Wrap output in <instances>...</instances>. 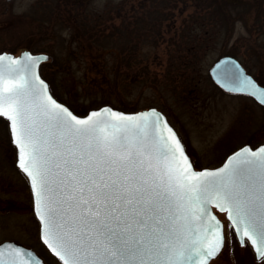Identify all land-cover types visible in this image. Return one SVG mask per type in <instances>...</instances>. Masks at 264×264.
<instances>
[{"label":"snow or ice","instance_id":"obj_1","mask_svg":"<svg viewBox=\"0 0 264 264\" xmlns=\"http://www.w3.org/2000/svg\"><path fill=\"white\" fill-rule=\"evenodd\" d=\"M40 59L0 54V117L31 180L44 243L63 264H209L225 243L213 204L264 260V147L194 171L155 110L80 119L48 94ZM241 84L257 94L250 78ZM0 264L39 262L10 249Z\"/></svg>","mask_w":264,"mask_h":264},{"label":"trees","instance_id":"obj_2","mask_svg":"<svg viewBox=\"0 0 264 264\" xmlns=\"http://www.w3.org/2000/svg\"><path fill=\"white\" fill-rule=\"evenodd\" d=\"M176 1L121 0L94 8L93 0H34L27 10L15 14L9 1L0 0V51L28 49L50 54L51 67L61 71L60 75L46 71L41 74L59 100L64 99L65 93L79 91L91 107L108 104L134 111L140 105L154 103L133 98L152 88L181 107L197 85L205 56L226 35L221 33L229 32L224 27L229 29L231 14L225 6L238 1L179 0L190 6V11L177 27L163 29ZM253 1L252 8L243 9L244 16L254 10L264 18V0ZM127 5L130 8L125 13ZM65 27L70 28L67 36L62 32ZM170 29L172 33L164 42V33ZM75 61L83 68L76 77L71 70ZM70 77H74L75 85L69 89L66 83L64 88L62 80L70 81ZM68 98L71 109L80 112ZM7 134L3 139L11 146V165L16 167L15 148Z\"/></svg>","mask_w":264,"mask_h":264},{"label":"rangeland","instance_id":"obj_3","mask_svg":"<svg viewBox=\"0 0 264 264\" xmlns=\"http://www.w3.org/2000/svg\"><path fill=\"white\" fill-rule=\"evenodd\" d=\"M33 1L11 0L9 1L10 9L13 13L19 14L27 10ZM120 1L93 0L92 5L94 8H102L107 4ZM236 1H238L236 4L225 6V10L231 14L229 29L224 27L229 32H222L221 34L226 35L221 36L214 50L205 56L197 85L191 90L185 105L181 107L173 105L171 98H165L159 90L152 88L145 89L144 93L137 98L133 97L141 103L147 100L154 101L151 104L140 105L139 109L156 107L165 114L196 169L217 166L239 146L248 144L255 147L264 141V108L248 95L224 92L213 83L207 72L211 63L219 56L232 55L228 53L230 51L236 52L237 55L234 57L239 60L245 70L264 85V18H260L254 10L244 16V10H246L244 8L246 6L252 8L253 0ZM240 1L243 3L239 6ZM174 4L175 6L171 9L172 16L164 22L163 29L177 27L190 11L191 7L179 0ZM213 7H216V2L213 3ZM129 8L127 5L123 11L126 13ZM68 28L65 27L62 30L66 36L67 32H70ZM171 29L164 33V42L167 34L172 33ZM71 44L75 45L74 42ZM75 48L78 49L77 46ZM77 49H75L76 53ZM48 56V60L43 62L46 64L41 63L42 71L41 65L39 67L40 74L46 71L53 76L60 75L61 71L57 72L56 68L51 67L50 54ZM71 70L74 77L83 73L82 65L78 61L72 64ZM74 77H70V81L62 80L64 88L66 83L69 89L73 84L75 85ZM59 86L61 91H65L61 85ZM53 96L55 97L54 94ZM68 97L72 98L71 102L81 109L76 114H85L90 109L98 107L88 105V98L82 96L79 91L75 93L71 91L69 94L65 93L64 99H58L70 109L66 102L67 99L70 100ZM6 121L0 117V140L2 139L0 141V177L2 178L0 181V242L10 240L28 246L42 258L44 264H61L39 240V224L32 210V197L26 177L18 168L6 165L7 153L9 154L11 149L9 143L3 139L7 134ZM216 214L223 223L225 243L209 264H264V260L255 258L248 242H245L243 246L239 243L225 213L216 211Z\"/></svg>","mask_w":264,"mask_h":264},{"label":"water","instance_id":"obj_4","mask_svg":"<svg viewBox=\"0 0 264 264\" xmlns=\"http://www.w3.org/2000/svg\"><path fill=\"white\" fill-rule=\"evenodd\" d=\"M6 1H11V0H6ZM0 54L6 55V56H11V57H13L15 59H22L25 54H28L29 56H32V57L46 58V59H40L39 60V63L37 64V67H36V71H37V74L39 75L40 79L43 80L44 83L47 85V92H48V94L53 96V94L51 93V91L49 89V85H48L47 81L41 76L40 71H39V67H40L41 63L47 61L48 58H49V56H48L47 53H44V52H33L31 50L24 49V50H21L19 53L8 52V51H0ZM207 72H208L211 80L221 90H223L225 92H228V93L247 94V95L253 97L257 102H259L261 105L264 106V102H262L261 93L259 91V90L264 89V86L261 85V84H259L253 78V76L250 75L245 70V68L243 67V65L234 56L228 55V54L219 56L216 60H214L211 63V65L209 66ZM245 77L250 78L256 84V86H257V94L255 96H253V95L250 94L251 91H252L251 89L242 88L241 82L244 80ZM53 98L58 103L63 104L65 107H67L69 109V111H71L73 113V115L77 116L80 119H87L88 116H90L93 112H100V113L103 114L106 109H110L113 112L122 113V114L127 115V116H136V115H138L140 113L150 112L152 110H155V112H157V113H159L161 115L162 120L167 123L168 127H170L173 130V132L176 134L177 138L180 140L177 132L171 126V124L167 120L165 114L161 110L157 109L156 107H147V108H142V109H138V110H135V111L128 112V111H123V110L116 109V108H114V107H112V106H110L108 104H105V105H101V106H98L96 108L90 109L85 114L79 115V114L74 113L66 104H64L63 102L59 101L54 96H53ZM7 122H8V129H9V133H10V139H11V141H12V143H13L15 149H16V164L18 166L19 156H20L19 148L13 142L14 137H13V134H12V131H11V127H10V121L7 120ZM165 134H167V133H165ZM180 142H181V140H180ZM181 144H182V142H181ZM262 147H264V142L258 144L255 147H251L248 144H244V145L238 147L237 149H235L234 151L230 152L224 158V160L219 165H217V166H214V167H204V168L196 169L192 165V168H193L194 171H197V172H203V171L214 172V171H216L218 169H221V168L225 167V165L229 163L230 159L232 157H234L237 153L241 152L242 149L248 148L251 151H258ZM184 152H185V155H187L185 149H184ZM187 157H188V159L190 161V158H189L188 155H187ZM24 175L27 177L28 184H29V188H30V192H31L33 213H34V215H35V217H36V219L38 220V223H39V229H38L39 239L42 242V244L45 246V248L52 255H54L63 264V261H61L60 258L58 256H56L55 253L48 247V245L44 243V239H43V233H44L43 221L39 218V215H38V211L39 210H38V207L36 205L35 192H34V189L32 187L30 178L25 173H24ZM209 207H210L211 213L216 217L217 220L220 221L221 226H222V232H223V223H222V221L219 219V217L216 214V211H219V212H223V211H220L218 208H216L214 204L213 205H210ZM224 213L226 215V218H227L229 224H231V221L228 219L227 212H224ZM231 228H232V230H233V232H234L237 240L241 244V241L238 238V234L236 233V231L234 230L233 227H231ZM245 241H247V240L245 239ZM247 242L250 244V246L253 249V246L251 245V243L249 241H247ZM10 249H20V250L23 251V253L25 254V257L26 258L35 259L36 261L39 262V264H44L43 261H42V259H41V257L32 248H30V247H27V246L18 244L16 242H13V241H10V240H6V241H3V242L0 243V250L7 251V250H10ZM253 252H254L255 258L257 259V253L254 251V249H253Z\"/></svg>","mask_w":264,"mask_h":264},{"label":"flooded vegetation","instance_id":"obj_5","mask_svg":"<svg viewBox=\"0 0 264 264\" xmlns=\"http://www.w3.org/2000/svg\"><path fill=\"white\" fill-rule=\"evenodd\" d=\"M256 79V78H255ZM257 80V79H256ZM257 82L259 83V81L257 80ZM261 84V83H259ZM263 85V84H262ZM258 103V102H257ZM259 104V103H258ZM260 106H262L261 104H259ZM263 107V106H262ZM264 108V107H263ZM6 131H7V128H6ZM9 135V134H7ZM8 139H9V136H8ZM7 162H6V165L7 167L10 165L11 166V158L9 156V154L7 153V158H6ZM0 181H2V178L0 177Z\"/></svg>","mask_w":264,"mask_h":264}]
</instances>
